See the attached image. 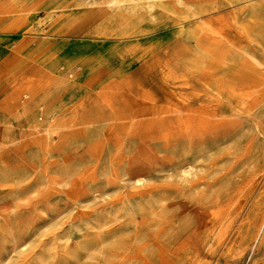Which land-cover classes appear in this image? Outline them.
<instances>
[{
    "label": "rangeland",
    "instance_id": "1",
    "mask_svg": "<svg viewBox=\"0 0 264 264\" xmlns=\"http://www.w3.org/2000/svg\"><path fill=\"white\" fill-rule=\"evenodd\" d=\"M66 1L0 0L30 11L13 28L2 27L7 18L0 25V63L12 58L13 70L26 66L15 57L25 40L32 42L21 50L23 55L46 45L44 39L64 59L71 50L100 49L76 71L65 68L62 60L53 73L32 74L38 82L33 95L41 107L21 102L13 111L20 114L15 126L20 139L0 147V264H264V235L246 243L238 238L232 250L214 246L221 218L205 211L228 207L223 217H230L232 224L256 211L264 217V134L251 131L253 122L264 124V92L253 107L225 94L221 132L231 130L234 137L203 156L177 152L181 139L171 143L173 147L157 144L155 134L144 137L136 131L122 140L116 131L83 129L84 121L107 113L96 93L99 83L114 80L107 87L109 96L125 110L126 93L139 98L134 84L142 82L145 72L140 67L146 69L151 59L128 60V69L113 76L111 57L104 50L124 40L91 31L92 24L110 29L111 23L102 22L98 7L89 0H71L64 11L60 6ZM232 10L224 5L219 13L230 18ZM143 28L157 32L162 27ZM230 35L240 46L249 44L233 27ZM153 78L162 81L161 76ZM191 79L196 80L194 75ZM169 80L162 81L164 95L154 90L160 105L171 101L168 90L180 86L179 79ZM197 87L205 90L199 82ZM29 94L25 101L31 99ZM43 114L48 122L65 124V133L48 138L38 131ZM251 142L261 152L255 175L247 170L249 155L244 152ZM21 145L41 151L19 152ZM194 159L197 166L186 182L181 169ZM2 168L12 177L7 179ZM245 188L251 190L248 197L241 194Z\"/></svg>",
    "mask_w": 264,
    "mask_h": 264
},
{
    "label": "bare ground",
    "instance_id": "2",
    "mask_svg": "<svg viewBox=\"0 0 264 264\" xmlns=\"http://www.w3.org/2000/svg\"><path fill=\"white\" fill-rule=\"evenodd\" d=\"M89 1L98 7L97 12L103 17L102 22L111 23L109 29L108 26H99L98 23L92 24V22L91 31L102 38L111 33L116 38L124 40L114 49H105L106 53L103 51L104 55L111 57L109 67L113 71V76H118L128 69L126 65L128 60L149 57L151 61L146 69H142L146 65L140 67L141 71L145 72L143 80L134 84L135 89L141 93L139 98H132L126 93L127 109L125 110H119L109 96L107 87L112 85L114 80L108 84L99 83L96 93L102 97L107 113L99 119L84 121L83 129L90 132L116 131L122 140L127 139L128 133L133 134L136 131L144 137L155 134L153 139L160 145L173 146L171 143L181 139L182 145L177 152H200V156L233 139V131L224 134L221 132L224 124L221 117V102L226 97L225 94L237 98L245 106L253 107L260 100L259 94L264 92V0ZM71 3V0H67L60 8L66 11ZM224 5L233 8L230 18L219 13ZM29 15L30 11L25 5L0 3V25L3 19H9L5 25L2 24L5 29L13 28L18 25L17 20ZM144 24L162 28L157 32H148V29L143 28ZM232 27L248 40L249 44L240 46L230 35ZM44 41L46 45L26 55H23L21 50L32 41L25 40L18 46L16 63H26V66L17 65L19 69L13 70L9 67L13 63L12 58L0 63V147L9 142L16 143L20 139L15 132L16 121L20 114H17V110L13 111L21 105V102L33 103L40 107L42 105L40 102L37 105V99L33 95L38 82L32 74L39 71L53 73L62 60L66 61L65 68L76 71L93 60L100 50L90 47L79 53L71 50L64 59L60 50L51 49L49 42L46 39ZM257 50L262 51L263 54L259 55ZM26 70L30 73L25 75ZM155 75L161 76L162 81L179 79L180 86L168 90L171 101L165 105L159 104L160 98H157L154 90L160 96L164 95L167 91L166 84L163 85L162 81L153 78ZM191 75L195 76V81L191 79ZM4 82L5 86H3ZM198 82L205 90L197 87ZM148 84L152 86L148 87ZM29 93L32 97L29 101H25V98L30 96ZM43 101L46 104L47 100ZM42 117L37 129L44 132L46 137L63 134L67 130L65 124L48 122L45 114ZM261 126L264 128L263 123L253 122L252 133L264 134ZM213 133L222 136L221 139L214 138L211 135ZM197 139L202 142L197 143ZM18 150L19 152L41 151L35 147L28 149L24 145ZM243 151L242 148L238 149V152ZM244 152L249 155L247 170L255 175L256 166L259 164L256 158L261 156V152L253 142L248 143ZM196 166L197 162L194 159L182 167L181 175L186 182H190L189 175ZM2 170L7 179L12 177L3 168ZM245 178H249V175ZM251 179L248 181L250 182ZM241 192L244 197H248L251 190L245 188ZM229 209L227 207L223 211ZM205 211L210 217L221 218L219 228L211 242L214 246L232 250L238 238L240 243H246L258 235H264V217H259L258 211L238 218L235 224H232L230 217H223V211L209 209Z\"/></svg>",
    "mask_w": 264,
    "mask_h": 264
}]
</instances>
